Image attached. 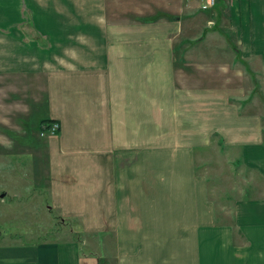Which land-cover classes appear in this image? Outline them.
<instances>
[{
    "label": "crops",
    "instance_id": "crops-1",
    "mask_svg": "<svg viewBox=\"0 0 264 264\" xmlns=\"http://www.w3.org/2000/svg\"><path fill=\"white\" fill-rule=\"evenodd\" d=\"M204 2L0 0V83L7 79L16 103L23 94L30 101L14 118L20 128L7 127L11 147L31 154L26 127L44 101L42 119L60 127L41 130L34 152L50 157L53 207L77 217L88 235L16 243L0 236V264H264V195L235 200L233 223L220 221L209 178L195 165L216 130L224 134L220 123L230 130L239 121L231 98L254 104L259 87L264 94V0H216L214 13L225 6L243 57L256 65L219 71L227 84L207 85L204 73L195 87L185 84L192 64L180 53L189 41L185 12H207ZM192 99L219 102L210 130L208 112H189ZM255 112L246 113L257 127L243 135L264 131V113ZM241 150L264 177V139ZM76 191L93 197L83 206Z\"/></svg>",
    "mask_w": 264,
    "mask_h": 264
},
{
    "label": "rangeland",
    "instance_id": "rangeland-1",
    "mask_svg": "<svg viewBox=\"0 0 264 264\" xmlns=\"http://www.w3.org/2000/svg\"><path fill=\"white\" fill-rule=\"evenodd\" d=\"M192 5L198 7V0L196 2L194 0ZM221 7L218 14L214 13V7H205L207 12L203 11L204 13L195 10L196 8L192 9L190 13L188 10L185 12L184 38H188L189 41L186 42L188 45L181 46L182 53L180 54L186 62L190 61L192 64L190 71L187 72L189 77L185 82L186 85L196 87L205 84L204 73H207L208 76L207 85L227 84V82L230 83L229 78L221 77V73L226 72L228 68L227 75H230L231 71L241 69L250 72V69L256 65L253 63L252 67V64L243 57L242 48L236 39L237 36L230 27L231 21L228 13ZM183 40H179V43L181 44ZM249 82L247 80L241 83L238 81L239 85H252L250 84L252 80ZM261 90L259 87L251 97L252 99L257 98L258 103L252 104V101L231 98L240 115L242 114L239 121L236 123L233 120V126L229 127L230 130L220 123L224 128V134L221 129L216 130V134L212 136V143L201 147L202 149L198 148L195 159L197 172L205 173L209 178V198L217 206L220 221L228 224L234 221L235 200L264 195V177L252 171L241 158L243 142L248 139L249 141L264 139V131L255 130L249 136L241 133L242 129L249 128L248 130H250L255 128V125L257 127V122L253 124L252 121V118L255 117L253 115L257 113L255 110H261L264 113V94L261 93ZM8 91L9 84L4 77L0 83V194H6L4 198L0 197V236H5L4 240L10 243L69 238L81 241L88 235L82 229L80 220L77 217L64 219L59 210L53 207L54 200L49 187L56 177H52L48 153L43 149L39 153L34 152L39 150L38 146L34 145L37 142L35 137L44 138L43 135L39 136L41 130L43 134H49V129L46 130L40 126V120L46 116V103L43 101L32 106V118L26 127L29 134L25 144L28 145L27 142L32 141L29 144L32 146L31 154L28 155L26 152L22 153L21 150L16 148L14 150L11 147L13 143L7 135V127L20 128L14 122L16 121L14 118L19 111L23 113L26 108L30 109V101L26 99V94H23L16 103L12 100L14 96ZM198 95H192V98ZM218 103L212 101L204 106L205 102L200 104L198 100L192 99L188 106L189 112L194 118H198L203 110L208 112L206 121L210 130L218 120L216 118L220 111ZM215 104L217 105L215 106ZM202 105L203 107H201ZM246 112L255 113L248 114ZM261 118L264 121L263 116ZM12 137L17 138L18 136ZM230 139L233 141L229 142ZM76 192L82 199L79 204L85 203L89 200L88 198L93 197L89 191ZM98 236L101 238V241L98 242L101 249L102 233H98ZM89 239H92L91 235Z\"/></svg>",
    "mask_w": 264,
    "mask_h": 264
},
{
    "label": "built area",
    "instance_id": "built-area-1",
    "mask_svg": "<svg viewBox=\"0 0 264 264\" xmlns=\"http://www.w3.org/2000/svg\"><path fill=\"white\" fill-rule=\"evenodd\" d=\"M205 7H213L216 4V0H205ZM59 127V123L56 121L51 122V126L49 127L50 133H56L57 129Z\"/></svg>",
    "mask_w": 264,
    "mask_h": 264
},
{
    "label": "trees",
    "instance_id": "trees-1",
    "mask_svg": "<svg viewBox=\"0 0 264 264\" xmlns=\"http://www.w3.org/2000/svg\"><path fill=\"white\" fill-rule=\"evenodd\" d=\"M53 121H54V119H51V118H44V119H42L40 121L41 128H43V129L49 128L51 126V122H53Z\"/></svg>",
    "mask_w": 264,
    "mask_h": 264
},
{
    "label": "water",
    "instance_id": "water-1",
    "mask_svg": "<svg viewBox=\"0 0 264 264\" xmlns=\"http://www.w3.org/2000/svg\"><path fill=\"white\" fill-rule=\"evenodd\" d=\"M4 195V194H3Z\"/></svg>",
    "mask_w": 264,
    "mask_h": 264
}]
</instances>
